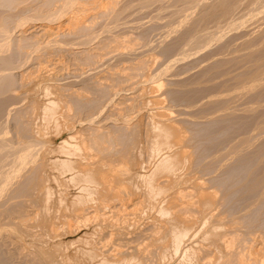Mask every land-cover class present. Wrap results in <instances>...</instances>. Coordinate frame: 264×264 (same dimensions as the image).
Returning <instances> with one entry per match:
<instances>
[{
    "label": "rangeland",
    "instance_id": "1",
    "mask_svg": "<svg viewBox=\"0 0 264 264\" xmlns=\"http://www.w3.org/2000/svg\"><path fill=\"white\" fill-rule=\"evenodd\" d=\"M8 1L10 0H0V19L2 18L3 23L8 21L6 27L9 28L8 31L10 30L8 35L10 34L9 45H11L8 50L14 52L11 54V60L12 64L18 68L15 67V69L11 68V70L7 69L8 71L2 72V75L12 77L14 85L10 87L11 89L3 92V95H0V101L3 99L2 102L4 103V105L1 103L2 109L0 108V264H79L80 262V264H109L103 261L107 259V255L104 258L105 254H109L108 256L115 254L113 258L117 257L114 258L117 260L121 259L122 256H126L125 258L127 259L128 255L131 257L134 255L135 259L139 260L138 262L140 263L148 260L149 256L151 258L154 254L152 258L157 260V264H159L158 262L161 259L164 263L161 262L160 264H166V261L168 262L167 264H210L211 262V264H215V259L217 260L218 256L221 258L222 254L225 252V255L227 252L224 240L222 241L223 243L221 242L222 237L221 239L219 237L220 240L214 239L216 244L214 240L211 241L212 246L208 243L211 239L205 240L203 238L206 235L205 230L208 229L207 225L209 227L211 224V227L215 228L214 231L217 229V232L224 233L226 238L235 241L234 250L231 249V251H234H232V254L242 251L244 256L246 255V259L253 261L252 259L255 258L254 264H256L257 259V264L259 262L261 264L264 256V0H111L113 2H110V0H94L92 2L91 0H88V2L87 0L86 2L78 0L76 2L74 0L77 10L74 8L72 11H77L76 13H68L71 15L67 14V17L65 15L51 20L37 19L36 21L32 20V16L51 9L49 6L53 8L51 4H54V0H21V2L20 0H15L16 3L19 1L17 3L19 6L15 3L12 5ZM47 1H53V3H48ZM1 2L7 3V5H1L3 4ZM46 2L49 4L48 8H46ZM57 4L59 5V2ZM86 8L87 10H85ZM74 15L80 16L77 18L79 23L77 22L76 26L71 21ZM29 16H31L30 19H28ZM25 17H28L27 20ZM21 18L22 20L19 21ZM14 24H17V26ZM41 27L42 29H40ZM36 46H40L41 49L38 50L39 47L37 48ZM10 51L6 52V55L4 54L5 52H2L0 56L8 57L10 56ZM43 51L44 53L42 54ZM222 53L225 54L223 55ZM251 57L254 58L252 59ZM24 60H27L26 63H28L25 64ZM7 72L9 73L7 74ZM34 80L35 82H33ZM51 84L53 87H51ZM37 88L40 90H37ZM40 91H43V95H40ZM49 91L54 93H49V97L53 95H55L54 98L60 97L59 103L62 104L63 101H67L66 103L70 102V106L73 103L75 109L78 107L77 111L73 110L74 108H72L73 112L70 111L71 129L70 127L68 128L69 124L64 125L66 121L61 120L63 123L56 128H54L56 125L54 118H52L53 121L52 119L50 120V123L39 121L41 118L38 116L33 117V109L27 108L32 105L31 103L35 102V99L40 100L37 105L41 104L42 101L47 103L48 95L46 93ZM50 98L49 101L54 99ZM65 102L60 105H69L65 104ZM74 103L78 104L75 106ZM157 106L166 113L168 121L165 122L171 123V126H175L180 129L178 131L186 135V141L184 140L182 144L184 147L186 146V149H189V152H192V154L190 153V164L186 163L187 166L189 165L186 172L192 173V176H189L191 182L192 179L193 181L197 180L202 183L203 187L207 188L206 190L212 191V193L215 192L212 208L210 207L209 209V211L213 212V216H205L201 212L198 213L195 219L197 226L195 225L194 231H202L192 241L190 238L196 235L193 230V233L191 232L192 234L190 233L189 235L190 238L187 236L183 239L184 241L182 240V243L176 239V234L172 231L170 232L169 228H167L169 229L167 231L171 234H167L166 229L162 230L160 234H153V223L159 222L163 217L161 215L157 216V210L155 212L152 207L150 209L146 207L148 201L144 202L145 199L143 198H146V196H143L144 193L141 189H136V191L134 189L133 194L128 195L129 197H126L125 194L121 195L122 193H119L120 196L114 195L113 198H110L109 194H107L108 198L105 194L102 197L100 196L101 198L97 199L99 202L106 197L110 202H107L110 205L106 203V206H116V209L111 207L113 210L109 212V208H106L107 217L104 219H100L101 217L95 219L93 217V219L91 215V219L89 218L90 220L87 219L85 222L81 218L82 214L76 215L72 212V210L76 209L75 205H77V208L83 207L80 202L84 201V192L82 199L80 198L81 196L77 195L78 191H80L78 186L80 187V184L83 183L78 184L75 183L78 181L66 180V178L70 177V174H67L68 171L65 172L66 170L64 169L60 168V170L57 168L58 165L55 162L56 166L52 163L42 164L43 160L41 158L44 159L42 156L44 152L42 151H46L48 147H50L49 149H54L67 137L72 145L81 143L83 145L82 149H87L84 147L87 142L92 147L91 152H96L97 150L94 149H100V146L101 151L107 149L106 155L105 152H102L101 155L103 157L101 155L100 157L104 158L106 156L105 159L110 161H113L112 158L115 157L114 163H117L116 159L118 157L121 158V155L118 156L119 153H122L119 150L129 148L130 150L128 151L131 155L126 153L130 155L128 161L132 160V163H139L142 159L143 161H140L142 165L153 166V158L155 157H152L151 153H149L150 158L146 153L147 151L150 152L148 149L154 148L151 143L153 140L152 136L156 130L153 124L158 121L155 113V111L159 110ZM154 113L156 117L153 116ZM150 115L153 118L155 117V120L152 121L153 118ZM39 122H41V126L38 125ZM149 127H152L150 128L151 131ZM148 131L150 132L148 133ZM36 132H39L37 134L38 137ZM69 134H73L72 137L76 138V140H70L71 136ZM44 135L46 136L44 137ZM117 136H123L126 143L124 145L127 146L120 145L117 141ZM77 137L82 140L85 138V140L79 139V143ZM90 137L93 140L91 139L90 142L86 141ZM75 141L79 144H76ZM72 145H62L61 147L73 151L74 149L72 150V147H70ZM37 146H40L38 153L42 155L37 153V156L36 152L34 154L33 150H38ZM141 147L143 150L145 148L144 154ZM27 149L29 150L26 151ZM139 149L143 157L139 156L141 155ZM117 150L119 151L118 153L112 152ZM25 151L27 156L24 154ZM15 152L17 155L24 154L19 155L22 160L18 159ZM12 153H14L13 156ZM83 153L87 157V151ZM83 153H78L79 157L78 155H76L77 157L73 156V159L75 158L74 161L76 160V166H80L81 163L82 165L85 164V160L79 159L80 155H84ZM109 153L112 155L111 158ZM115 153L118 155L116 154L115 156ZM48 154L44 156L47 157ZM57 155L61 156V153L50 156L57 157ZM22 156L24 158H29L30 156V158L24 160ZM62 156L60 158H65ZM147 156L149 161L146 158ZM86 157H81L87 161V166H80L81 168L79 169H82V171L83 169L86 170L89 167L88 164L93 161ZM100 157L98 155L95 159H100ZM48 158L50 157L48 156ZM30 159L32 160L30 161ZM56 163L59 164L58 162ZM99 164L96 167L99 166L101 170L106 169L104 163ZM139 164H136V168H138ZM192 164L195 165L193 166ZM197 164L198 166H196ZM190 165L194 168H191ZM196 168L197 170L195 171L194 169ZM191 169L194 171H191ZM60 173H63L62 175L64 176L62 177ZM37 178L44 180L40 179V181ZM44 181H47L46 184ZM188 182L186 185H189ZM37 183L40 184L38 185ZM25 184L28 185L24 186ZM61 184L62 186H60ZM127 184L135 186L129 180ZM42 185H44V188H42ZM248 185H254L255 187L253 186V189L252 187L250 189ZM23 188L28 190L25 192ZM63 188L64 190L62 191L61 189ZM19 191L21 193L23 191V194L19 193ZM137 191H139V194L141 193L139 196H137ZM28 192L29 194H27ZM47 194L52 195L46 196ZM74 195L81 199L79 203L77 202L78 200L73 199L76 198ZM90 197H86L85 201L86 199L87 201H82V203H87L88 205V201L93 199H90ZM45 198L49 200L47 201ZM62 198H67V201ZM69 198L76 202L71 203L72 201ZM64 200L66 203L69 201L70 203L67 205L63 204ZM97 200H93V203ZM137 201H140L141 206L138 203L135 206ZM70 204L72 205L70 206ZM48 206L49 208H46ZM61 214L63 215L61 216ZM50 215L52 216L49 217ZM203 216L205 218L208 217L206 218L207 223L203 221ZM46 218L49 219L48 222L45 220ZM198 218L199 222L197 221ZM99 223L101 224L99 225ZM36 225L37 227L35 228ZM198 229L199 231H197ZM231 232L232 234H230ZM170 235L171 237L174 235V237L169 238ZM103 236L105 241L107 240V246H110L109 251L107 250L108 247H101L96 244V241ZM170 239H173L172 241L174 242L172 243ZM174 243L179 245L176 247ZM217 244L219 246L223 244V248L220 247V249ZM167 245L171 247L168 246L167 248ZM183 245H186L185 247L193 245L192 249L198 253L196 257L199 259L191 263V260L182 259L183 256H179L178 252L177 256L174 253L176 248L178 250L184 247ZM160 246L166 249L163 250L165 255L164 253L159 254L161 259L158 258V255H155L162 251ZM206 246L208 250L205 248ZM208 246H210V249ZM248 248H250V251ZM172 249H175L174 252ZM217 250L221 253L222 251L224 252L221 254ZM102 253H105L104 256ZM166 253L169 257L166 256ZM99 254H102L103 257L99 256ZM162 255L164 256L163 258ZM221 264L224 263L221 262Z\"/></svg>",
    "mask_w": 264,
    "mask_h": 264
},
{
    "label": "bare ground",
    "instance_id": "2",
    "mask_svg": "<svg viewBox=\"0 0 264 264\" xmlns=\"http://www.w3.org/2000/svg\"><path fill=\"white\" fill-rule=\"evenodd\" d=\"M2 1V0H1ZM17 1V0H16ZM16 1L15 0H10V1H8V2H10L12 5H14L13 3H15L16 5H18L17 3L19 2H17L16 3ZM24 1H26V0H24ZM51 1V0H50ZM49 1V2H50ZM55 2H56V5H55V2H54V4H51V5H53V8H52V6H49V8H51V9H45L44 11L46 12H44V13H41V14H36V15H34V16H32V20H37V19H48V20H51V19H54V18H57V17H62V16H65L66 15V17H67V14L68 13H71V12H73L72 10L75 8V6H77V5H74V4H76V3H74V0H54ZM82 2H83V0H81ZM85 2H86V0H84ZM90 1V0H89ZM92 1H94V0H91V2ZM114 1V0H113ZM113 1H111L110 0V2H113ZM195 1V0H194ZM20 2H21V0H20ZM28 3H29V1H27ZM32 2V1H31ZM48 2V1H47ZM46 2V3H47ZM48 2V3H49ZM59 2V5L57 4ZM76 2H78V0H76ZM87 2H88V0H87ZM1 3H3V2H1ZM22 3H25V2H22ZM42 3V2H41ZM45 3V2H44ZM47 3V5H46V8H48V4ZM50 3H53V1L52 2H50ZM94 3V2H93ZM224 3V2H223ZM5 3H3V4H1V5H4ZM9 4V3H8ZM30 4V3H29ZM28 4V5H29ZM78 4V3H77ZM80 4V3H79ZM92 4V3H91ZM116 4V3H115ZM225 4V3H224ZM228 4V3H227ZM5 5H7V3L5 4ZM10 5V4H9ZM58 5V6H57ZM81 5V4H80ZM84 5V4H83ZM94 5V4H93ZM110 5V4H109ZM231 5V4H230ZM11 6V5H10ZM19 6V5H18ZM44 6V5H43ZM79 6V5H78ZM86 6V5H85ZM113 6V5H112ZM207 6V5H206ZM228 6V5H227ZM39 7V6H38ZM105 7V6H104ZM144 7H145V5H144ZM165 7V6H164ZM166 7H169V6H166ZM209 7V6H208ZM16 8V7H15ZM33 8V7H32ZM36 8V7H35ZM40 9H41V7H39ZM39 8H37V9H39ZM192 8V7H191ZM207 8V7H206ZM17 9V8H16ZM22 9H24V8H22ZM39 9V10H40ZM44 9V8H43ZM76 9V8H75ZM79 9H80V7H79ZM78 9V10H79ZM84 9V8H83ZM232 9H233V7H232ZM42 10V9H41ZM77 10V9H76ZM85 10H87V8L85 9ZM20 11V10H19ZM83 11V10H82ZM31 12V11H30ZM37 12V11H36ZM43 12V11H42ZM75 12V11H74ZM73 12V13H74ZM77 12V11H76ZM75 12V13H76ZM86 12V11H85ZM94 12V11H93ZM208 12V11H207ZM222 12V11H221ZM72 13V14H73ZM104 13V12H103ZM11 14V13H10ZM78 14V13H77ZM83 14V13H82ZM212 14V13H211ZM210 14V15H211ZM25 15V14H24ZM68 15H71V14H68ZM3 16V15H2ZM15 16H16V14H15ZM26 16V15H25ZM78 16L79 15H74V16H72V20L71 21H73L72 23H73V25L74 26H76V24H77V22H78V20H77V18H78ZM115 16V15H114ZM184 16V15H183ZM220 16H221V14H220ZM19 17V16H18ZM30 17L31 16H29V18L28 19H30ZM80 17V16H79ZM171 17V16H170ZM174 17V16H173ZM15 18H17V17H15ZM14 18V19H15ZM26 18V17H25ZM27 18H26V20H27ZM71 18V17H70ZM4 19V18H3ZM13 19V20H14ZM18 19V18H17ZM215 19V18H214ZM213 19V20H214ZM225 19V18H224ZM7 20V19H6ZM5 20V21H6ZM16 20V19H15ZM20 20H22V18L21 19H19V21ZM62 20V19H61ZM69 20V19H68ZM171 20V19H170ZM19 21H16V22H19ZM45 21V20H44ZM60 21V20H59ZM58 21V22H59ZM71 21H69V22H71ZM181 21V20H180ZM222 21V20H221ZM14 22V21H13ZM12 22V23H13ZM47 22V21H46ZM51 22H53V21H51ZM5 23V22H4ZM4 23H3V21H2V18L0 19V53H2V52H5V50H7L6 52H8V51H10V50H8V48H10L11 47V45H9V35H8V33L10 32V30L8 31V27H6V24L8 23V21H7V23H5V25H4ZM11 23V22H10ZM9 23V24H10ZM23 23V22H22ZM56 23V22H55ZM79 23V22H78ZM95 23V22H94ZM196 23V22H195ZM264 23V22H263ZM25 24V23H24ZM31 24V23H30ZM51 24V23H50ZM69 24V23H68ZM15 26H17V24H14ZM23 25V24H22ZM27 25V24H26ZM34 25H35V23H34ZM45 25V24H44ZM63 25V24H62ZM66 25H67V23H66ZM72 25V24H71ZM79 25V24H78ZM8 26H12V25H8ZM29 26V25H28ZM73 26V27H74ZM262 26V25H261ZM82 27V26H81ZM91 27V26H90ZM11 28V27H10ZM19 28H20V26H19ZM262 28V27H261ZM12 29V28H11ZM17 29V28H16ZM24 29H25V27H24ZM40 29H42V27L40 28ZM44 29V28H43ZM91 29V28H90ZM50 30V29H49ZM61 30V29H60ZM66 30V29H65ZM72 30V29H71ZM71 30H70V32H71ZM89 30V29H88ZM22 31V30H21ZM25 31V30H24ZM262 31H263V29H262ZM46 32V31H45ZM73 32V31H72ZM51 33V32H50ZM74 33H75V30H74ZM80 33H81V30H80ZM84 33V32H83ZM91 33V32H90ZM187 33V32H186ZM193 33H194V30H193ZM46 34V33H45ZM63 34V33H62ZM88 34V33H87ZM251 34V33H250ZM86 35V34H85ZM89 35V34H88ZM97 35V34H96ZM46 36V35H45ZM48 36V35H47ZM57 36V35H56ZM87 36V35H86ZM123 36V35H122ZM187 36V35H186ZM191 36V35H190ZM250 36V35H249ZM11 37V36H10ZM51 37V36H50ZM49 37V38H50ZM69 37V36H68ZM76 37V36H75ZM74 37V38H75ZM80 37V36H79ZM85 37V36H84ZM92 37H94V36H92ZM91 37V38H92ZM185 37V36H184ZM262 37V36H261ZM33 38V37H32ZM40 38V37H39ZM58 38V37H57ZM12 39V38H11ZM93 39V38H92ZM112 39V38H111ZM192 39V38H191ZM39 40V39H38ZM63 40V39H62ZM84 40V39H83ZM90 40V39H89ZM183 40V39H182ZM190 40V39H189ZM254 40V39H253ZM28 41V40H27ZM37 41V40H36ZM56 41V40H55ZM81 41V40H80ZM107 41V40H106ZM181 41V40H180ZM187 41V40H186ZM12 42V41H11ZM35 42V41H34ZM84 42V41H83ZM86 42V41H85ZM89 42V41H88ZM91 42V41H90ZM109 42H110V40H109ZM13 43V42H12ZM36 43V42H35ZM34 43V44H35ZM60 43V42H59ZM74 43V42H73ZM180 43V42H179ZM183 43V42H182ZM192 43V42H191ZM246 43H248V42H246ZM19 44H21V43H19ZM23 44V43H22ZM36 44H38V43H36ZM79 44V43H78ZM115 44V43H114ZM251 44V43H250ZM249 44V45H250ZM39 45V44H38ZM48 45V44H47ZM72 45V44H71ZM169 45H171V44H169ZM10 46V47H9ZM13 46V45H12ZM17 46V45H16ZM21 46H23V45H21ZM29 46V45H28ZM245 46V45H244ZM19 48H20V46H18ZM25 47H27V45H25ZM35 47V46H34ZM37 48L39 47V49L38 50H40L41 48H40V46H36ZM49 47H51V46H49ZM82 47V46H81ZM185 47V46H184ZM43 48V47H42ZM46 48V47H45ZM36 49V48H35ZM34 49V50H35ZM47 49V48H46ZM49 49V48H48ZM164 49V48H163ZM227 49V48H226ZM252 49V48H251ZM12 50V49H11ZM38 50H37V52H38ZM36 51V50H35ZM34 51V52H35ZM42 51V50H41ZM49 51V50H48ZM52 51V50H51ZM87 51V50H86ZM169 51H170V49H169ZM6 52L4 53L5 55H6ZM13 52V51H12ZM12 52L10 51V56H8V54H7V56L8 57H2L3 55H1L0 56V95H3L2 93L3 92H5L6 90H8V89H11L10 87L12 86V85H14L13 84V81H12V77L10 78V77H7V75H2L3 73L2 72H4V71H6L7 69L9 70H11V68L13 69H15V67H17L16 65L14 66L13 64H12V60H11V54H12ZM33 52V53H34ZM47 52V51H46ZM150 52V51H149ZM168 52V51H167ZM254 52V51H253ZM14 53V52H13ZM20 53V52H19ZM24 53V52H23ZM28 53V52H27ZM32 53V52H31ZM40 53V52H39ZM44 53V51L42 52V54ZM159 53V52H158ZM37 54V53H36ZM35 54V55H36ZM47 54V53H46ZM143 54V53H142ZM180 54V53H179ZM223 54V53H222ZM225 54V53H224ZM223 54V55H224ZM96 55V54H95ZM99 55V54H98ZM161 55V54H160ZM19 56V55H18ZM31 56V55H30ZM50 57V56H49ZM13 58H15V57H13ZM39 58V57H38ZM252 58V57H251ZM254 58V57H253ZM252 58V59H253ZM17 59V58H16ZM19 59V58H18ZM27 59V58H26ZM259 59V58H258ZM36 60V59H35ZM44 60V59H43ZM25 61V60H24ZM27 61V60H26ZM26 61H25V64H27L26 63ZM30 61V60H29ZM131 61V60H130ZM255 61V60H254ZM46 62V61H45ZM256 62V61H255ZM24 63V62H23ZM81 63V62H80ZM15 64V63H14ZM37 64V63H36ZM264 64V63H263ZM18 65V64H17ZM89 65V64H88ZM14 66V67H13ZM29 66V65H28ZM38 66H39V64H38ZM43 66H45V65H43ZM22 67V66H21ZM37 67V66H36ZM47 67V66H46ZM63 67V66H62ZM138 67V66H137ZM159 67H160V65H159ZM18 68V67H17ZM141 68H143V67H141ZM260 68V67H259ZM35 69V68H34ZM43 69V68H42ZM263 69V68H262ZM7 70V71H8ZM45 70V69H44ZM128 70V69H127ZM143 70V69H142ZM29 72V71H28ZM37 72H38V70H37ZM130 72V71H129ZM133 72V71H132ZM257 72V71H256ZM261 72V71H260ZM9 72H7V74H8ZM31 73H33V72H31ZM262 73H263V71H262ZM29 74V73H28ZM35 74V73H34ZM38 74V73H37ZM47 74V73H46ZM131 74V73H130ZM135 74H137V73H135ZM143 74V73H142ZM254 74V73H253ZM10 75H12L11 73H10ZM31 75V74H30ZM261 75V74H260ZM6 76V77H5ZM13 76V75H12ZM34 76H36V75H34ZM47 76V75H46ZM139 76V75H138ZM39 77V76H38ZM111 77V76H110ZM142 77V76H141ZM15 78V77H14ZM24 79V78H23ZM46 79H48V78H46ZM33 80V79H32ZM51 81H52V79H50ZM200 80V79H199ZM29 81V80H28ZM56 81V80H55ZM198 81V80H197ZM22 82V81H21ZM33 82H35V80L33 81ZM53 82V81H52ZM51 82V83H52ZM48 83V82H47ZM31 84V83H30ZM33 84V83H32ZM36 84V83H35ZM54 84V83H53ZM80 84V83H79ZM109 84V83H108ZM24 85H26V84H24ZM37 86H39L38 84H37ZM43 86V85H42ZM44 86H45V84H44ZM157 86H159V85H157ZM187 86V85H186ZM33 87V86H32ZM51 87H53V85L51 84ZM43 88V87H42ZM27 90V89H26ZM37 90H40V89H38L37 88ZM156 90V89H155ZM46 91V90H45ZM48 91V90H47ZM65 91V90H64ZM78 91V90H77ZM225 91V90H224ZM30 92V91H29ZM39 92V91H38ZM75 92V91H74ZM7 93V92H6ZM27 93V92H26ZM43 93V91H40V95ZM49 93H53L52 91L50 92H47L46 94L48 95ZM149 93V92H148ZM150 93H152V92H150ZM262 93V92H261ZM24 94V93H23ZM29 94V93H28ZM33 94V93H32ZM31 94V95H32ZM54 94V93H53ZM38 95V94H37ZM43 95V94H42ZM59 95V94H58ZM61 95H62V93H61ZM154 96V95H153ZM32 97H34V96H32ZM42 97V96H41ZM46 97V96H45ZM50 97H52V99L55 97V95H53V96H50ZM49 97V95H48V97H47V99L46 100H48V102L46 103V102H44L43 103V101L41 102V104H39V105H37L39 102H40V100L39 99H35L34 101L35 102H33L31 99V101L33 102V103H31L32 105L30 106V107H27V108H31V110L33 109V117H36V116H38L39 118H41V119H39V121L41 120V121H44V123L46 122H51L50 120L52 119V118H54V122L56 123V125H55V127L54 128H56V127H58L60 124H62L63 122H61V120L62 121H66V123L64 124V125H68V128L70 127V129L72 128V123H70V113L71 112H73V110H75V111H77L76 109L78 108H76L75 109V107H74V105H73V103H72V105H73V107H72V105L70 106V102L69 103H66L65 101H63V102H65V104H69V105H64V106H61L62 104H63V102H62V104L61 103H59L60 102V97L59 98H54L52 101H49L51 98ZM138 97V96H137ZM27 98V97H26ZM78 98H79V96H78ZM77 98V99H78ZM69 99V98H68ZM72 99V98H71ZM81 99V98H80ZM135 99V98H134ZM7 100V99H6ZM5 100V101H6ZM63 100H64V97H63ZM73 100V99H72ZM159 100V99H158ZM3 101V99L0 101V108L2 109V107H1V103H3L2 102ZM62 101V100H61ZM75 102V101H74ZM157 103V102H156ZM61 104V105H60ZM75 104V103H74ZM78 104V103H77ZM77 104H75V106L77 105ZM79 104H81V103H79ZM86 104V103H85ZM160 104V103H159ZM3 105H4V103H3ZM2 105V106H3ZM153 105V104H152ZM79 106V105H78ZM95 106V105H94ZM144 107V106H143ZM156 107V106H155ZM4 108V107H3ZM66 108V109H65ZM72 108H74L73 110H72ZM157 108L159 109H156V110H158V111H155V113H156V115H157V120L158 121H155V123L153 124V122H152V124L154 125H152L153 127H154V129H156L155 131H154V135L152 136V135H150V136H152L153 137V140H152V143H151V145L154 147V148H152V149H148L150 152H148L147 151V153L146 154H148V156H150L149 155V153H151V155H152V157H155V158H153L154 159V161H153V166H151V167H149V166H144V165H142V162H140V161H143L140 157L144 154V151H145V148H144V150H143V148H142V150H143V154L141 153V150L139 149V151H140V153H141V155H139L140 157H139V159H141L140 161H139V163H132V160L131 161H128V158L130 157V153H129V151L128 150H130L129 148L128 149H118L119 151H121L122 153H119V155L117 154L119 151L117 150V151H112V152H117V153H115V156H116V154L118 155V156H120L121 155V158L120 157H118V159H116L117 160V163L115 162H113L115 159V157L114 158H112V160L113 161H110V160H108V159H105L106 158V156L104 157V158H101V157H103V155H101V153L102 152H105V155H106V152H108V150L107 149H103L102 151H101V146H100V149H96L95 148V146H94V150H97L96 152H91V150H92V147L91 146H89L88 145V143L86 142V144L87 145H85L84 144V147L85 148H87V149H82V146L83 145H81V143H80V140H82V139H78V137H77V139L79 140V143H77L76 141V144H79V145H72V143L70 144V141H69V138H67L66 137V139H64L63 141H61V144H59L57 147H55L54 149H49L50 147H48L47 149H46V151H42V152H44L43 153V155L42 154H40V153H38L40 150H39V148H40V146L37 148L38 150H33L34 148H36V147H34L32 150H33V152H34V154H35V152H36V154L38 153V154H40V155H42L43 157H44V159H42L41 158V160H43L42 161V164H44V163H52V164H54V162H55V164L56 165H58V166H62V167H58L57 166V168H61V169H64V170H66L65 172H67V174L69 173L70 175V177L69 178H66V180L68 179V181L70 180V181H78V182H75V183H78V184H80V183H83V184H80V187L78 186V188H79V190L80 191H78L79 193L77 194V195H79V197L82 199L83 198V192H84V201L83 202H86L87 201V199H86V201H85V198L86 197H90V199H92V200H90V201H88L89 203H88V205H87V203H85L86 204V206H84L85 204H83L82 203V201L80 202V204H82L83 205V207L81 206V208L80 207H78L77 208V205H75V207H76V209H74L75 207H71V208H73L74 210H72V212H74L76 215H81L82 217L81 218H83V220L86 222L87 221V219H91V215H92V218L94 217L95 219L97 218V219H99V217H101L100 219H104L105 217H107L106 216V214H107V212H106V208L108 209V211L109 212H112V210L113 209H116V206L115 207H112V206H110L109 207V201L107 200V194H109V196H110V198L112 197L113 198V196L115 195V196H120V194L121 195H123V194H125L126 195V197L128 196V195H131V194H133L132 192H133V190L135 189V191H136V189L138 190V189H141L142 191H143V193H144V195L143 196H146V198H143V199H145L144 200V202H147L148 203V205L146 206V203H145V206L148 208V209H150L151 207L155 210V212H156V210H157V213H158V215L157 216H159V215H161V217H163V219H161V220H159V222H157V223H153L152 221V223H153V230H152V232H153V234L155 233V234H160V232L162 231V230H165L166 229V231L168 230L169 231V229H170V232L172 231L174 234H176L175 236H176V239L177 240H179L181 243H182V240L183 239H185L187 236H188V238H190V233L192 232V230L194 231V227H195V225H196V222H195V219L197 218L196 216H198V213L199 212H201V214H203V215H205V216H208V215H212L213 216V212H211V211H209V209H210V207H211V205H213V201H214V199H215V192H213L212 193V191L210 192V191H208V190H206L207 188H205V186L203 187V185H202V183L201 182H199V181H193V179H192V182H191V180H190V178H189V176H192L191 174L192 173H190L189 171L188 172H186L188 169V166L186 165V163L188 162V164H190L189 162H190V160H191V154H192V152H189V149H186L185 147H184V145L182 144V142L185 140V137H186V135L185 134H183V133H181L180 131H178V130H180V129H177L175 126H171L170 124L171 123H168V122H165V121H168V118H167V115H166V113L164 112V111H162V110H160V107H158L157 106ZM79 109H80V107H79ZM84 109V108H83ZM29 111H30V109H29ZM71 111V112H70ZM26 113V112H25ZM147 113V112H146ZM155 113H154V115L153 116H155ZM152 114V113H151ZM2 115V114H1ZM30 115V114H29ZM73 115H75V114H73ZM149 115V114H148ZM151 116V118H153V116L152 115H150ZM156 117V116H155ZM154 117V118H155ZM62 118V119H61ZM152 119V121L153 120H155V119ZM84 119V118H83ZM86 119V118H85ZM37 120V119H36ZM60 120V121H59ZM52 121H53V119H52ZM77 121V120H76ZM83 122V121H82ZM125 122V121H124ZM145 122V121H144ZM35 123V122H34ZM48 123V124H49ZM25 124V123H24ZM38 124V123H37ZM41 124V122H39V124L38 125H40ZM47 124V125H48ZM52 124V123H51ZM71 124V125H70ZM75 125V124H74ZM173 125V124H172ZM41 126V125H40ZM33 127V126H32ZM39 127V126H38ZM42 127H44V126H42ZM61 127V126H60ZM135 127V126H134ZM147 127H148V125H147ZM175 127V128H174ZM47 128V127H46ZM53 128V127H52ZM150 128H152V127H149V129ZM43 129V128H42ZM49 129V128H48ZM58 129V128H57ZM60 129V128H59ZM90 129V128H89ZM132 129V128H131ZM27 130V129H26ZM148 130V129H147ZM49 131V130H48ZM55 131V130H54ZM59 131V130H58ZM65 131V130H64ZM68 131V130H67ZM150 131H151V129H150ZM150 131H148V133L150 132ZM22 132V131H21ZM39 133V132H38ZM37 132H36V135L38 134ZM46 133H47V131H46ZM73 133V132H72ZM90 133V132H89ZM121 133V132H120ZM147 133V132H146ZM152 133V132H151ZM26 134V133H25ZM74 134V133H73ZM73 134L72 135H70L71 136V139L70 140H76V138H74V137H72L73 136ZM76 134V133H75ZM80 134V133H79ZM78 134V135H79ZM115 134V133H114ZM125 134V133H124ZM117 135V134H116ZM120 135V134H119ZM185 135V136H184ZM46 135H44V137H45ZM127 136V135H126ZM29 137V136H28ZM37 137H38V135H37ZM82 137V136H81ZM96 137V136H95ZM118 137V138H117ZM116 138L118 139H116L117 141H118V143L120 144V145H123V146H127V145H124V144H126L125 143V139H123V136H117ZM151 137V138H152ZM175 139H174V138ZM105 138V137H104ZM122 138V139H121ZM128 138V137H127ZM131 138V137H130ZM39 139H41V138H39ZM93 140V138L92 137H90V139H88V140H86V141H89L90 142V140ZM100 139H102V138H100ZM73 140V141H74ZM83 140H85V138L83 139ZM82 140V141H83ZM96 140V139H95ZM98 140V139H97ZM129 140V139H128ZM151 140V139H150ZM38 141V140H37ZM44 141V140H43ZM107 141H109V140H107ZM116 141V142H117ZM149 141V140H148ZM147 141V142H148ZM186 141V140H185ZM92 142V141H91ZM127 142H129V141H127ZM40 143V142H39ZM97 143V142H96ZM101 143V142H100ZM93 144V143H92ZM129 144V143H128ZM135 144V143H134ZM146 144V143H145ZM33 145V144H32ZM50 145V144H49ZM62 145H72V146H70V147H72L71 149L73 150V151H71L70 149H64V147H61ZM130 145V144H129ZM128 145V146H129ZM144 145V144H143ZM147 145V144H146ZM5 146V145H4ZM25 146V145H24ZM36 146V145H35ZM41 146H43V145H41ZM79 146V147H78ZM81 146V147H80ZM93 146V145H92ZM113 146V145H112ZM132 146V145H131ZM151 146V147H152ZM33 147V146H32ZM31 147V148H32ZM59 147H61V148H59ZM91 147V149H89ZM111 147V146H110ZM156 147H158V148H156ZM28 148V147H27ZM43 148H44V146H43ZM52 148V147H51ZM81 148V149H80ZM133 148V147H132ZM131 148V149H132ZM150 148V147H149ZM159 148H161V149H159ZM75 149H76V151H75ZM111 149H112V147H111ZM115 149V148H114ZM113 149V150H114ZM137 149V148H136ZM5 150V149H4ZM29 149H27L26 151H28ZM43 150V149H42ZM106 150V151H105ZM110 150V149H109ZM13 151V150H12ZM16 151V150H15ZM26 151H25V153L24 154H26ZM85 151H87V157L89 158V160H93L92 162H90L89 164H88V168L86 169V170H84L83 169V171H82V169H79V168H81L80 166L82 165V163H81V161L80 160H85L84 162H85V164L84 165H86L87 166V161H86V159L84 158H81L82 156H84V157H86L85 156V154L83 153V152H85ZM128 151V152H127ZM192 151V150H191ZM9 152V151H8ZM18 152V151H17ZM81 152V154L83 153L84 155H80V160H79V162L81 163V165L79 166V165H77L76 166V163H75V161H74V159H73V156H75V157H77L76 155H78V153H80ZM112 152H110L111 154H113ZM195 152V151H194ZM233 152V151H232ZM245 152V151H244ZM21 153V152H20ZM30 153V152H29ZM32 153V152H31ZM49 153V154H48ZM56 154V153H58V154H60L61 153V156L62 157H65V158H60L61 156L60 155H57V157H52V156H50V155H52V154ZM98 153H100V154H98ZM109 153V154H110ZM126 153H129L130 155H128V154H126ZM191 153V154H190ZM13 154L14 153H12V156H13ZM15 154H16V152H15ZM22 154V153H21ZM21 154H19V155H21ZM24 154H22V155H24ZM33 154V153H32ZM32 154H30L31 156H32ZM38 154H37V156H38ZM46 154H48L47 155V157H45L46 156ZM104 154V153H103ZM110 154V155H111ZM145 154V155H146ZM194 154V153H193ZM17 155V154H16ZM19 155H17L18 156V159H21L22 160V158H19ZM45 155V156H44ZM99 155V157H100V155H101V157H100V159H95L97 156ZM108 155V154H107ZM109 155V156H110ZM144 155V156H145ZM226 155V154H225ZM11 156V155H10ZM16 156V157H17ZM26 156H27V154H26ZM34 156V155H33ZM36 156V155H35ZM48 156L50 157V158H48ZM146 157L147 159L149 158V157ZM15 157V156H14ZM23 157V159L24 160H26V158H28V157H26V158H24V156H22ZM78 157H79V155H78ZM86 157V158H87ZM112 157V155L110 156V158ZM143 157V156H142ZM12 158V157H11ZM29 158H30V156H29ZM28 158V159H29ZM34 158V157H33ZM117 158V157H116ZM145 158V157H144ZM150 158H151V156H150ZM231 158V157H230ZM17 159V160H18ZM36 159V158H35ZM12 160V159H11ZM17 160H16V162H17ZM32 159H30V161H31ZM107 160V161H106ZM193 160V159H192ZM243 160V159H242ZM20 161V160H19ZM29 161V160H28ZM27 161V162H28ZM148 161H149V159H148ZM148 161H145V162H148ZM194 161H196V160H194ZM246 161V160H245ZM244 161V162H245ZM26 162V163H27ZM33 162H34V160H33ZM56 162H58L59 164H57ZM5 163V162H4ZM30 163V162H29ZM99 163H104L105 165L104 166H106L105 168L106 169H100L99 168V166L98 167H96ZM149 163V162H148ZM194 163V162H193ZM200 163V162H199ZM237 163V162H236ZM54 164V165H55ZM75 164V165H74ZM78 164V163H77ZM136 164H139L138 165V168H136ZM144 164V163H143ZM196 164V163H195ZM194 164V165H195ZM223 164V163H222ZM55 165V166H56ZM84 165H82V167L84 166ZM100 165V164H99ZM193 165V164H192ZM193 165V166H194ZM255 165V164H254ZM44 166V165H43ZM79 166V167H78ZM103 166V165H102ZM134 166H135V168H134ZM187 166V167H186ZM191 166V165H190ZM193 166H191V168L193 167ZM196 166H198V164L196 165ZM243 166V165H242ZM15 167V166H14ZM36 167V166H35ZM40 167H41V165H40ZM76 167H78V168H76ZM241 167V166H240ZM251 167V166H250ZM49 168V167H48ZM51 168V167H50ZM97 168V169H96ZM140 168H144V169H140ZM186 170H185V169ZM194 168V167H193ZM236 168V167H235ZM6 169V168H5ZM40 169V168H39ZM38 169V170H39ZM60 169V170H61ZM135 169H137V171H135ZM190 169V168H189ZM201 169V168H200ZM245 169V168H244ZM22 170V169H21ZM41 170H43V169H41ZM53 170V169H52ZM56 170V169H55ZM134 170V171H133ZM195 171L197 170V168L196 169H194ZM193 169H191V171H194ZM256 170V169H255ZM11 171V170H10ZM32 171H34V170H32ZM4 172V171H3ZM49 172V171H48ZM56 172V171H55ZM60 172V171H59ZM58 172V173H59ZM64 172V171H63ZM198 172V171H197ZM2 173V172H1ZM28 173V172H27ZM33 173V172H32ZM42 173V172H41ZM207 173V172H206ZM258 173V172H257ZM5 174V173H4ZM46 174V173H45ZM61 174V173H60ZM63 174V173H62ZM61 174V175H62ZM67 174H65V175H67ZM194 174V173H193ZM34 175V174H33ZM36 175V174H35ZM41 175V174H40ZM228 175V174H227ZM230 175V174H229ZM246 175V174H245ZM258 175V174H257ZM29 176V175H28ZM27 176V177H28ZM45 176V175H44ZM64 175H62V177H63ZM68 176V175H67ZM40 177V176H39ZM41 177H43V176H41ZM48 177H50V176H48ZM203 177V176H202ZM5 178V177H4ZM32 178V177H31ZM59 178H60V176H59ZM205 178V177H204ZM226 178V177H225ZM253 178V177H252ZM263 178V177H262ZM26 179V178H25ZM28 179V178H27ZM37 179H39V178H37ZM41 180H44V179H42V178H40ZM39 179V180H40ZM219 179V178H218ZM245 179V178H244ZM5 180V179H4ZM28 180H30V179H28ZM40 180V181H41ZM46 180V179H45ZM52 180V179H51ZM128 180L129 181H131V182H133L134 184H135V186H131V185H128L127 184V182H128ZM188 180H190V182H188ZM213 180V179H212ZM221 180V179H220ZM224 180V179H223ZM222 180V181H223ZM228 180V179H227ZM38 181V180H37ZM54 181V180H53ZM57 181V180H56ZM60 181V180H59ZM19 182H20V180H19ZM26 182H28V181H26ZM35 182V181H34ZM39 182V181H38ZM45 182V181H44ZM47 182V181H46ZM46 182H45V184H46ZM66 182V181H65ZM189 183V185L187 184L186 185V183ZM230 182V181H229ZM238 182V181H237ZM236 182V183H237ZM36 183V182H35ZM51 183V182H50ZM55 183V182H54ZM57 183V182H56ZM60 183V182H59ZM58 183V184H59ZM62 183H64V182H62ZM73 183V182H72ZM224 183V182H223ZM235 183V184H236ZM239 183H241V182H239ZM247 183V182H246ZM249 183V182H248ZM253 183V182H252ZM1 184V183H0ZM7 184H9V183H7ZM29 184V183H28ZM27 184V185H28ZM38 184V183H37ZM37 184H35V185H37ZM40 184V183H39ZM38 184V185H39ZM42 184V183H41ZM212 184V183H211ZM217 184V183H216ZM231 184V183H230ZM260 184V183H259ZM26 184L24 185V186H27ZM35 185H33V186H35ZM215 185V184H214ZM219 185V184H218ZM217 185V186H218ZM224 185V184H223ZM239 185V184H238ZM241 185V184H240ZM43 187L42 188H44V185H42ZM60 186H62V184L60 185ZM222 186V185H221ZM248 186H250V185H248ZM253 186L254 185H252V186H250V189H251V187H252V189H253ZM257 186V185H256ZM264 186V185H263ZM14 187V186H13ZM36 187V186H35ZM66 187V186H65ZM141 187V188H140ZM255 187V186H254ZM34 188V187H33ZM39 188H41L40 186H39ZM220 188V187H219ZM228 188V187H227ZM232 188V187H231ZM243 188H245V187H243ZM24 189V188H23ZM31 189V188H30ZM48 189V188H47ZM6 190H7V188H6ZM25 190V189H24ZM28 190V189H27ZM27 190H25V192L27 191ZM35 190H38V189H35ZM50 190V189H49ZM62 191L64 190V188L63 189H61ZM141 190H139V191H141ZM239 190V189H238ZM21 191V190H20ZM19 191V193H21ZM44 191V190H43ZM42 191V192H43ZM139 191H137V196H139L140 194L138 193ZM258 191V190H257ZM34 192V191H33ZM38 192V191H37ZM52 192V191H51ZM2 193V192H1ZM16 193V192H15ZM35 193V192H34ZM45 193H46V191H45ZM95 193H97L96 195L98 196H96L95 195ZM120 193V194H119ZM135 193V192H134ZM232 193V192H231ZM234 193V192H233ZM4 194V193H3ZM21 194H23V191H22V193ZM27 194H29V192L27 193ZM31 194H33L32 192H31ZM36 194V193H35ZM59 194V193H58ZM61 194V193H60ZM106 195V197H104L102 200H100V202L97 200L100 196L102 197L103 195ZM136 194V193H135ZM163 194H165V195H162ZM238 194V193H237ZM250 194V193H249ZM49 194H47L46 196H48ZM52 194H50L49 196H51ZM62 195V194H61ZM94 195H95V197H94ZM220 195V194H219ZM252 195V194H251ZM256 195V194H255ZM1 196V195H0ZM17 196H19V195H17ZM44 196H45V194H44ZM63 196V195H62ZM66 196V195H65ZM75 196V195H74ZM93 196V197H92ZM217 196V195H216ZM236 196V195H235ZM257 196V195H256ZM16 197V196H15ZM22 197H23V195H22ZM29 197V196H28ZM31 197V196H30ZM33 197H35V196H33ZM61 197V196H60ZM64 197V196H63ZM76 198H73V199H75V200H78L77 202L79 203V200H81V199H79V197L78 196H75ZM100 197V198H101ZM125 197V196H124ZM125 197V198H126ZM129 197V196H128ZM232 197V196H231ZM234 197V196H233ZM50 198H52V197H50ZM78 198V199H77ZM106 198V199H105ZM109 198V199H110ZM135 198V197H134ZM141 198V197H140ZM239 198V197H238ZM33 199V198H32ZM37 199V198H36ZM38 199H40V198H38ZM45 199H47V198H45ZM58 199H60L59 197H58ZM62 199H65V198H62ZM67 199V198H66ZM65 199V200H66ZM72 202L71 203H75L76 201L75 200H72L71 198H69ZM127 199V198H126ZM249 199V198H248ZM21 200V199H20ZM49 199H47V201H48ZM55 200H57V199H55ZM65 200H64V203L63 204H69L70 203V201L68 202V203H66L65 202ZM93 200H97L95 203H93ZM106 200V201H105ZM112 200H114V199H112ZM111 200V201H112ZM118 200V199H117ZM135 200V199H134ZM142 200V199H141ZM219 200V199H218ZM258 200V199H257ZM261 200V199H260ZM41 201V200H40ZM52 201V200H51ZM67 201V200H66ZM92 201V202H91ZM116 201V200H115ZM126 201V200H125ZM261 201H263V200H261ZM7 202V201H6ZM43 202V201H42ZM62 202V201H61ZM107 202H109V203H107ZM128 202V201H127ZM140 201H137V202H135V206H137L136 204L138 203L139 205H140V203H139ZM246 202H247V200H246ZM38 203V202H37ZM36 203V204H37ZM60 203V202H59ZM106 203L107 204H109L108 205V207L106 206ZM244 203V202H243ZM22 204V203H21ZM26 204V203H25ZM53 204V203H52ZM55 204V203H54ZM77 204V203H76ZM256 204V203H255ZM261 204H262V202H261ZM42 205V204H41ZM61 205V204H60ZM72 204H70V206H71ZM124 205V204H123ZM122 205V206H123ZM149 205H150V207H149ZM225 205V204H224ZM74 206V205H73ZM114 206V205H113ZM134 206V205H133ZM141 206V205H140ZM248 206V205H247ZM2 207V206H1ZM42 207V206H41ZM51 207V206H50ZM54 207V206H53ZM64 207H66L65 205H64ZM111 207L113 208V209H111ZM144 207V206H143ZM142 207V208H143ZM258 207V206H257ZM46 208H49V206L48 207H46ZM68 208H70L69 206H68ZM120 208V207H119ZM124 208V207H123ZM136 208V207H135ZM212 208V207H211ZM250 208V207H249ZM6 209V208H5ZM43 209V208H42ZM55 209V208H54ZM58 209V208H57ZM118 209V208H117ZM132 209V208H131ZM137 209H139V208H137ZM39 210V209H38ZM48 210V209H47ZM53 210V209H52ZM63 210V209H62ZM121 210V209H120ZM136 210V209H135ZM140 210V209H139ZM145 210V209H144ZM225 210V209H224ZM228 210V209H227ZM10 211V210H9ZM40 211V210H39ZM54 211H56V210H54ZM150 211H153V210H150ZM248 211V210H247ZM11 212V211H10ZM48 212V211H47ZM92 212V213H91ZM106 212V213H105ZM108 212V213H109ZM116 212H117V210H116ZM120 212V211H119ZM118 212V213H119ZM124 212V211H123ZM147 212V211H146ZM145 212V213H146ZM63 213V212H62ZM148 213V212H147ZM230 213V212H229ZM242 213V212H241ZM50 214V213H49ZM53 214V213H52ZM67 214V213H66ZM131 214V213H130ZM136 214V213H135ZM197 214V215H196ZM201 214H199V215H201ZM233 214V213H232ZM54 215V214H53ZM60 215V214H59ZM63 214H61V216H62ZM115 215V214H114ZM139 215V214H138ZM16 216V215H15ZM43 216H45V215H43ZM52 215H50L49 217H51ZM142 216V215H141ZM143 216H145V215H143ZM209 216V217H210ZM228 216V215H227ZM32 217V216H31ZM42 217V216H41ZM47 217H48V215H47ZM137 217V216H136ZM164 217H165V219H164ZM204 217V216H203ZM202 217V218H203ZM219 217V216H218ZM229 217V216H228ZM35 218V217H34ZM80 218V217H79ZM93 218V219H94ZM114 218V217H113ZM156 218V217H155ZM206 218H208V217H206ZM206 218L204 217V220L203 221H207L206 220ZM214 218H217V217H214ZM233 218V217H232ZM30 219V218H29ZM41 219V218H40ZM52 219V218H51ZM89 219V220H90ZM157 219V218H156ZM22 220V219H21ZM45 220H47V222H48V220L49 219H45ZM155 220V219H154ZM199 220V218L197 219V221ZM210 220V219H209ZM232 220V219H231ZM9 221H10V219H9ZM33 221V220H32ZM37 221H38V219H37ZM51 221V220H50ZM203 221H202V223H203ZM23 222H24V220H23ZM42 222V221H41ZM40 222V223H41ZM43 222H44V220H43ZM96 222V221H95ZM150 222V221H149ZM199 222V221H198ZM211 222V221H210ZM25 223H27V222H25ZM35 223V222H34ZM92 223V222H91ZM98 223V222H97ZM141 223V222H140ZM151 223V224H152ZM207 223V222H206ZM205 223V224H206ZM214 224H215V222H213ZM20 224V223H19ZM29 224V223H28ZM46 224H48V223H46ZM61 224V223H60ZM66 224V223H65ZM69 224V223H68ZM89 224V223H88ZM101 223H99V225H100ZM104 224V223H103ZM106 224V223H105ZM210 224V223H209ZM49 225V224H48ZM57 225V224H56ZM108 225V224H107ZM109 225H112V224H109ZM134 225V224H133ZM203 225H204V223H203ZM212 225V224H211ZM211 225H209V227H208V225H207V228L208 229H206L204 232H205V234L206 235H204L203 236V238L205 239V240H210L208 243H210L211 241H213L215 238L217 239V240H220L221 239V237H222V239H221V242L224 240V242H225V246H226V254L224 255V251H222V253L220 252V251H218V252H220L221 254H222V257L220 258V256H218L217 257V260L215 259V264H221V262L222 263H224V264H229V263H232V264H254L255 263V261L254 260H256L255 258H253L252 260L253 261H251L250 259L248 260V259H246L245 257H246V255L244 256V253H242V251L240 252H237V253H233L232 254V251L234 250V247H233V245H235L234 243H235V241H233V240H230L229 238H226L225 236H226V234H222V233H219V232H217V229H216V231H214L215 230V228H212L211 227ZM216 225V224H215ZM215 225H214V227H215ZM218 225V224H217ZM40 226V225H39ZM50 226V225H49ZM197 226V225H196ZM205 226V225H204ZM28 227V226H27ZM37 227V225L35 226V228ZM203 227V226H202ZM65 228V227H64ZM111 228V227H110ZM130 228V227H129ZM128 228V229H129ZM167 228H169V229H167ZM197 228H199V227H197ZM196 228V229H197ZM217 228H218V226H217ZM45 229V228H44ZM150 230H151V228H149ZM202 229V228H201ZM212 229V230H211ZM29 230V229H28ZM167 231V234L169 233ZM197 231H199V229L197 230ZM200 231H202V230H200ZM199 231V232H200ZM46 232H47V230H46ZM76 232V231H75ZM121 232V231H120ZM199 232H196V231H194V234H196V235H194V236H192V238H190V240L192 241V240H194V238H196L195 236H198L200 233ZM203 232V233H204ZM100 233V232H99ZM110 233V232H109ZM193 233V232H192ZM191 233V234H192ZM198 233V234H197ZM202 233V234H203ZM229 233V232H228ZM227 233V234H228ZM234 233V232H233ZM251 233V232H250ZM32 234V233H31ZM154 234V235H155ZM163 234H164V231H163ZM169 234H171V233H169ZM230 234H232V232L230 233ZM53 235V234H52ZM97 235V234H96ZM108 235V234H107ZM112 235V234H111ZM86 236V235H85ZM88 236V235H87ZM108 236H110V235H108ZM202 236V235H201ZM234 236H236V235H234ZM48 237V236H47ZM46 237V238H47ZM50 237V236H49ZM159 237V236H158ZM172 237H174V235L172 236ZM171 237V235L169 236V238H172ZM219 237H220V239H219ZM228 237V236H227ZM232 237V236H231ZM237 237V236H236ZM246 237V236H245ZM251 237V236H250ZM34 238V237H33ZM160 238V237H159ZM167 238V237H166ZM187 238V239H188ZM51 239V238H50ZM50 239H49V241H50ZM56 239H57V237H56ZM110 239V238H109ZM165 239V238H164ZM174 239V238H173ZM172 239V240H173ZM204 239H202V240H204ZM232 239V238H231ZM235 239V238H234ZM139 240V239H138ZM171 240V239H170ZM171 240V242L173 243L174 241H175V239H174V241H172ZM189 240V242L191 243V241ZM236 240V239H235ZM238 240V239H237ZM109 241V240H108ZM155 241V240H154ZM184 241V240H183ZM240 241V240H239ZM43 242V241H42ZM41 242V243H42ZM53 242V241H52ZM125 242V241H124ZM160 242V241H159ZM168 242V241H167ZM170 242V243H171ZM176 242V241H175ZM196 242V241H195ZM214 242H215V244H216V241L214 240ZM214 242H213V244H214ZM219 243H220V241H218ZM40 243V244H41ZM156 243V242H155ZM178 243V242H177ZM223 243V242H222ZM239 243V242H238ZM96 244H99L101 247L103 246V247H108L107 245V240L105 241V237L103 236L101 239H99V240H97L96 241ZM176 243H174V245H175ZM184 244V243H183ZM203 244H205V243H203ZM211 244V243H210ZM209 244V245H210ZM214 244V245H215ZM221 244V243H220ZM26 245V244H25ZM24 245V246H25ZM45 245V244H44ZM87 245V244H86ZM171 245H173V244H171ZM173 245V246H174ZM177 245H179V244H176V247H177ZM202 245V244H201ZM206 245H208V244H206ZM218 245V244H217ZM97 246V245H96ZM95 246V247H96ZM168 246L169 245H167L166 247L168 248ZM184 247H182V248H180V249H178L177 250V248H176V252H174V250H173V252L175 253V254H177V252L179 253V256H183V258L182 259H184V260H191L190 262L192 263V261H194V260H198L199 258H197L196 256H197V254L198 253H196V251H194L192 248V246L191 247H185L186 245H183ZM205 246V245H204ZM211 246H212V244H211ZM223 246V244L221 245V246H217V247H222ZM26 247V246H25ZM48 247V246H47ZM110 247V246H109ZM109 247H108V251H109ZM131 247V246H130ZM151 247V246H150ZM169 247H171V246H169ZM180 247H181V245H180ZM203 247V246H202ZM210 246H208V248H209ZM214 247V246H213ZM213 247H212V249H213ZM216 247V246H215ZM244 247V246H243ZM250 247V246H249ZM41 248V247H40ZM43 248V247H42ZM45 248V247H44ZM89 248V247H88ZM98 248H99V246H98ZM160 248H161V246H160ZM200 248V247H199ZM206 249H207V246L205 247ZM205 248H204V250H205ZM223 248V247H222ZM236 248V247H235ZM264 248V247H263ZM28 249V248H27ZM195 249V248H194ZM203 249V248H202ZM201 249V250H202ZM210 249V248H209ZM215 249V248H214ZM221 249V248H220ZM231 249H233L232 251H231ZM249 249V251H250V248H248ZM253 249V248H252ZM83 250V249H82ZM85 250H87V249H85ZM98 250V249H97ZM101 250V249H100ZM102 250H104L105 251V249H103L102 248ZM126 250V249H125ZM161 250L162 251H160L159 253H157V254H155V255H158V258H159V254L160 253H164L165 251H163V250H166L164 247L163 248H161ZM171 250V251H172ZM180 250V251H179ZM208 250V249H207ZM206 250V251H207ZM245 250V249H244ZM26 251V250H25ZM40 251V250H39ZM89 251V250H88ZM95 251V250H94ZM108 251H107V253H108ZM136 251V250H135ZM153 251V250H152ZM159 251V250H158ZM168 251V250H167ZM212 251V250H211ZM214 251V250H213ZM217 251H216V253H217ZM90 252H91V250H90ZM100 252V251H99ZM103 252V251H102ZM106 252V251H105ZM134 252V251H133ZM149 252V251H148ZM204 252V251H203ZM234 252V251H233ZM247 252H248V250H247ZM50 253V252H49ZM101 253V252H100ZM246 253V252H245ZM256 253V252H255ZM20 254V253H19ZM45 254V253H44ZM84 254V253H83ZM87 254V253H86ZM103 254V256H104V254L105 253H102ZM102 254H99V256L101 255L102 256ZM118 254V253H117ZM247 254V253H246ZM248 254L250 255V252H248ZM263 254V253H262ZM31 255V254H30ZM33 255V254H32ZM106 255H107V259H105V260H103L104 262H106V263H109V264H137V262L139 261H137L136 259H135V257H134V255L131 257L130 255H128V257L130 256V258H128L127 257V259L124 257V256H122V258L121 259H114V258H117V257H114L113 258V256L115 255H112V256H108L109 254H105V256H104V258H106ZM120 255V254H119ZM152 255V254H151ZM154 255V254H153ZM153 255H152V257H153ZM164 255H165V253H164ZM203 255V254H202ZM258 255V254H257ZM35 256V255H34ZM92 256V255H91ZM102 256V257H103ZM166 256L167 257H169L168 255H167V253H166ZM165 256V257H166ZM173 256V255H172ZM175 256V255H174ZM177 256H178V254H177ZM207 256V255H206ZM30 257V256H29ZM47 257V256H46ZM50 257V256H49ZM112 257V258H111ZM124 257V258H123ZM143 257V256H142ZM150 258V256H149V258H148V260H144V262H142V263H140V262H138V264H157V260L155 261L153 258ZM164 256L162 255V258H163ZM66 258H68V257H66ZM138 258V257H137ZM201 258V257H200ZM252 258V257H251ZM90 259H91V257H90ZM145 259V258H144ZM159 259H161V258H159ZM206 259V258H205ZM46 260V259H45ZM51 260H53V259H51ZM162 260V259H161ZM160 260V262H158L159 264L161 263V262H163V260L161 261ZM167 260V259H166ZM169 260V259H168ZM67 261V260H66ZM181 261H183V260H181ZM257 261H258V259H257ZM257 261H256V264H257ZM37 262V261H36ZM51 262H53V261H51ZM71 262V261H70ZM86 262V261H85ZM102 262V261H101ZM186 262V261H185ZM184 262V263H185ZM196 262V261H195ZM206 262V261H205ZM204 262V263H205ZM40 263V262H39ZM61 263V262H60ZM81 263V262H80ZM79 263V264H80ZM164 263V262H163ZM168 262L166 261V264H167ZM183 263V262H182ZM188 263V262H187ZM194 263V262H193ZM212 263V262H211ZM210 263V264H211ZM260 263V262H259ZM258 263V264H259ZM71 264V263H70ZM73 264V263H72ZM76 264V263H75ZM84 264V263H83ZM91 264V263H90ZM99 264V263H98ZM103 264H105V263H103ZM180 264V263H179ZM195 264H197V263H195ZM261 264H264V256H263V258H262V260H261Z\"/></svg>",
    "mask_w": 264,
    "mask_h": 264
}]
</instances>
